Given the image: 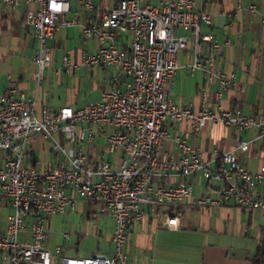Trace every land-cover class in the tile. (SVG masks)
<instances>
[{
  "label": "built area",
  "instance_id": "obj_1",
  "mask_svg": "<svg viewBox=\"0 0 264 264\" xmlns=\"http://www.w3.org/2000/svg\"><path fill=\"white\" fill-rule=\"evenodd\" d=\"M79 1L85 10L95 7L93 0ZM21 5H28L24 22L38 42L32 60L41 78L53 60L48 41L59 26L77 20L64 17L71 0H0V8ZM247 10L255 13L258 5L250 2ZM211 24V14L199 9L195 0H116L98 20L80 24L83 37L98 42L96 51L80 63L65 54L62 67L73 72L79 64L111 66L126 81L103 89L97 100L83 107L63 105L56 110L46 103L37 105L15 83L0 91V197L12 206L6 225L0 226V264H126L129 228L149 219L156 227L177 230L182 225L180 205L234 204L264 211V165L250 170L236 153L247 151L248 141H238L231 150H214V165L202 159L201 150L188 143L186 134L174 137V151L164 148L169 138L165 119L184 121L194 132L209 122H221L238 131L258 128L264 133V115L216 103L210 107L207 91L201 92L196 112L177 106L169 97L179 54L189 38L193 59L188 67L216 83L217 99L223 90L237 85L233 73L214 66L229 40H217L202 30ZM124 35L129 36L125 43ZM203 44L208 46L205 54ZM34 134L50 144L58 155L56 163H30ZM209 181L220 186L203 184ZM205 187L209 190L201 191ZM75 200L90 202L86 218L100 214L113 218L110 254L60 256L61 246L52 251L46 245V222L72 211ZM69 236L64 233L65 239Z\"/></svg>",
  "mask_w": 264,
  "mask_h": 264
},
{
  "label": "crops",
  "instance_id": "obj_2",
  "mask_svg": "<svg viewBox=\"0 0 264 264\" xmlns=\"http://www.w3.org/2000/svg\"><path fill=\"white\" fill-rule=\"evenodd\" d=\"M195 1L199 9L212 16V24L203 26L202 30L211 32L217 40H229L214 66L233 73L237 85L223 90L217 99L216 83L207 82L201 71L191 72L188 67L193 59V41L189 38L187 47L179 54V68L169 90L170 99L177 106H189L196 112L200 108L201 92L207 91L210 107L216 103L225 109L264 115V0ZM93 2L95 7L90 11L85 10L79 0L75 4L71 2V9L64 17L77 21L68 26H59L55 37L48 41L53 60L51 67L42 71L41 78L36 76L38 68L32 60L38 42L32 28L24 22L28 5L0 8V91L15 83L23 94L35 99L37 105L46 103L51 110H56L63 105L83 107L97 100L103 89L126 81L127 77L111 66L87 68L79 64L73 72L62 67L63 55L67 54L70 60L80 63L83 57L97 49L96 39L83 37L80 24L91 19L98 20L103 12L116 4V0ZM250 2L258 5L257 12H248ZM177 33L181 34L182 31L178 30ZM126 39H129L128 35L122 36L121 40L125 43ZM207 51L208 46L203 44V54ZM164 125L169 133V138L164 142L167 150H175L176 135L186 134L188 143L201 150L202 159L210 160L214 165V150H231L238 141L244 140L249 142V148L244 152L237 150L238 159L250 170L264 165V133L258 128L238 131L221 122H209L194 132L186 122L173 123L169 119L164 120ZM29 150L31 164L38 166L43 161H58V155L39 134L32 136ZM171 177L176 179L175 176ZM189 179L195 181L194 177ZM203 184L214 189L219 187L213 181ZM207 190L205 187L201 191ZM76 204L83 210V200H75V208ZM7 207L9 213H0L2 227L7 223L12 206L7 198L0 197V208ZM86 210L85 222L89 217L105 218V226L110 228L107 238L111 249L107 253H100L110 254L114 248L113 218L104 214L86 218ZM177 211L182 216V225L177 230L156 227L149 219L129 228L125 245L126 264H254L255 260L257 264V258L264 256V211L234 204L209 208L183 204L177 207ZM52 217L47 226H50ZM48 239L49 233L47 246Z\"/></svg>",
  "mask_w": 264,
  "mask_h": 264
},
{
  "label": "rangeland",
  "instance_id": "obj_3",
  "mask_svg": "<svg viewBox=\"0 0 264 264\" xmlns=\"http://www.w3.org/2000/svg\"><path fill=\"white\" fill-rule=\"evenodd\" d=\"M75 1L71 0L73 4ZM213 182H217L220 186L218 181ZM84 202L83 210L79 209L78 204H76L74 211L67 210L64 214L53 216L50 226H47L48 222H46V229L49 233L48 246L52 251H54V246H61L60 256L63 254L65 256L85 257L98 252L107 253L111 249L110 241L107 238L110 228L105 226V218L103 216L89 217L85 222L84 211L90 206V202ZM0 213L6 215L9 213V208H0ZM64 233H69V240L64 238ZM257 259L259 262L260 258Z\"/></svg>",
  "mask_w": 264,
  "mask_h": 264
},
{
  "label": "trees",
  "instance_id": "obj_4",
  "mask_svg": "<svg viewBox=\"0 0 264 264\" xmlns=\"http://www.w3.org/2000/svg\"><path fill=\"white\" fill-rule=\"evenodd\" d=\"M258 264H264V256H262V257L260 258V261H259Z\"/></svg>",
  "mask_w": 264,
  "mask_h": 264
}]
</instances>
